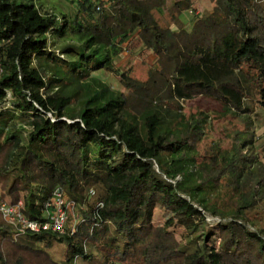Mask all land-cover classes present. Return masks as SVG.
<instances>
[{
  "label": "trees",
  "instance_id": "1",
  "mask_svg": "<svg viewBox=\"0 0 264 264\" xmlns=\"http://www.w3.org/2000/svg\"><path fill=\"white\" fill-rule=\"evenodd\" d=\"M42 1L0 0V199L40 220L59 188L83 220L34 234L0 216V264H64L39 246L53 241L66 263L89 260L91 241L120 264H264V153L252 136L200 152L203 112L160 114L200 97L264 114V0H208L199 16V0ZM136 47L155 57L145 81L114 64ZM195 202L227 220L187 226Z\"/></svg>",
  "mask_w": 264,
  "mask_h": 264
},
{
  "label": "rangeland",
  "instance_id": "2",
  "mask_svg": "<svg viewBox=\"0 0 264 264\" xmlns=\"http://www.w3.org/2000/svg\"><path fill=\"white\" fill-rule=\"evenodd\" d=\"M55 0L42 1L39 9L42 13H51L57 7ZM195 14L198 16L201 15L203 7H208V0H199L196 3ZM194 19V16L190 12L183 13L180 17L182 22L179 23V26L188 29L190 23ZM172 29L176 30L177 26H171ZM61 44L60 41L55 40V45L58 47ZM114 64L116 68L120 71H129V74L132 78L137 79L138 81H145L147 79L148 70L150 65L155 60V57L150 55L148 52L140 51L138 47L132 49V52L122 50L117 56H114ZM103 82H105L111 90H123L117 82V79L114 76L109 77L108 79L103 76H99ZM75 91V86H70L66 89H63V93L71 94ZM51 93L58 92L57 88H53ZM2 107L5 106V103H2ZM79 103L73 104L71 110L76 113L79 108ZM181 109L176 110L174 108H164L160 114L161 117L166 121L170 122L179 117H188L195 116L198 112H203L204 119V134L201 141L198 143V148L200 152L207 146L212 143H220L223 148L228 147L230 140L234 136H238L241 142L246 141L251 138L253 142L254 152L264 153V114L260 111L251 112H224L220 105L216 102H210L207 99L202 97L196 98L192 101H180ZM228 137L229 139H227ZM156 168V166H155ZM192 180L196 181L198 174L196 173L195 168L192 169ZM194 174V175H193ZM179 178H177L178 180ZM69 204L66 208L67 211V222L65 225L66 230H75V226L83 220L82 216H76L74 218L71 212V206L73 203L68 201ZM196 208V211L192 212L191 215L184 219L186 225H196L202 221L215 226L219 222H225L227 220V215H218L205 212L201 206L196 202L193 203ZM169 217V214L165 213L161 209H157L154 215L155 223L160 226L164 221ZM259 220V225H264V217L261 216ZM256 226V225H255ZM184 227L177 228V232H182ZM41 248L46 249L48 253L52 256L53 260L57 262H65L64 264H120L118 259H114L110 256V253L107 251H102L97 248L95 244L91 241L86 243V253L90 255L89 260H82L80 258L75 259V262L66 263V249L67 243L65 241H53V244L47 248L43 247L42 244L39 245ZM216 246V244L214 245ZM122 264H134L124 262Z\"/></svg>",
  "mask_w": 264,
  "mask_h": 264
},
{
  "label": "built area",
  "instance_id": "3",
  "mask_svg": "<svg viewBox=\"0 0 264 264\" xmlns=\"http://www.w3.org/2000/svg\"><path fill=\"white\" fill-rule=\"evenodd\" d=\"M68 204V199L59 188H56L50 200L46 203L40 220L25 217L20 211V201L9 203L4 199H0V216L6 224L17 228L21 232L64 234Z\"/></svg>",
  "mask_w": 264,
  "mask_h": 264
}]
</instances>
